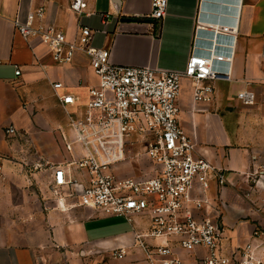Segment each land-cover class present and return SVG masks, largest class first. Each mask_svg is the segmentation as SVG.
Masks as SVG:
<instances>
[{
  "label": "crops",
  "instance_id": "crops-1",
  "mask_svg": "<svg viewBox=\"0 0 264 264\" xmlns=\"http://www.w3.org/2000/svg\"><path fill=\"white\" fill-rule=\"evenodd\" d=\"M85 1L78 18L69 10L70 0H0V264H149L132 247L133 228L124 218L97 216L52 192L56 166L72 169L85 185V172L68 166L88 154L70 122L83 114L97 78L82 53L69 64H56L39 40L28 42L14 30L16 15L24 18L39 6L46 21L69 39L79 24L93 30L91 45L110 50L115 65L163 71H184L198 21L204 27H236L230 78L213 83L214 99L208 103L193 101L192 84L184 78L177 99L179 125L197 155L226 179L219 190L226 205L220 216L226 243L257 246L264 262V239H252L255 228L264 229V0H168L157 21L149 19L150 0ZM56 83L63 88L54 90ZM244 90L255 94L253 105L237 99ZM65 94L74 104L60 103L58 96ZM10 127L16 135L6 134ZM123 168L134 169L133 164ZM211 191L216 193L215 184ZM119 247H130L122 260L111 255ZM202 255L201 250L180 252L185 264Z\"/></svg>",
  "mask_w": 264,
  "mask_h": 264
},
{
  "label": "built area",
  "instance_id": "built-area-1",
  "mask_svg": "<svg viewBox=\"0 0 264 264\" xmlns=\"http://www.w3.org/2000/svg\"><path fill=\"white\" fill-rule=\"evenodd\" d=\"M167 5L168 0H150L149 19L161 20ZM86 6L85 0L69 2V10L78 18ZM101 18L106 20L104 15ZM12 24L26 41L39 40L47 47L56 64H69L82 53L97 78V85L88 91L83 114L70 122L78 145L88 154L68 166L85 172V185L76 180L72 169L56 166L51 185L54 196L63 197L64 203L73 198L75 207L97 216L124 218L133 228L132 247L149 264H185L180 252L193 255L199 250L204 255L196 257L194 264H264L255 253L257 246L226 243L220 221L226 205L219 192L226 179L197 155L193 141L179 125L177 99L184 78L192 84L195 103L211 102L213 83L230 78L237 35L234 25L209 23L204 27L198 21L186 67L183 72H173L115 65L110 50L91 45L93 30L79 24L76 36L69 39L46 21L43 6L28 11L24 18L16 15ZM52 87L58 90L63 85ZM236 97L244 105L256 102L251 90L238 92ZM58 100L62 105L74 104L68 94ZM6 134L14 136L17 131L10 127ZM134 138L143 144L153 175L118 177L112 167L125 160ZM66 148L71 150L69 145ZM212 184L217 186L214 195ZM66 186L72 192H66ZM57 206L63 208L59 201ZM252 239H264V229L255 228ZM129 249L119 247L111 255L122 260Z\"/></svg>",
  "mask_w": 264,
  "mask_h": 264
},
{
  "label": "rangeland",
  "instance_id": "rangeland-1",
  "mask_svg": "<svg viewBox=\"0 0 264 264\" xmlns=\"http://www.w3.org/2000/svg\"><path fill=\"white\" fill-rule=\"evenodd\" d=\"M132 143L134 146L130 147L131 152L127 154L124 161L115 164L112 167V171L114 172V174L121 178L132 176L133 173L138 177L153 175V171L151 169H148V167L152 166V164L145 157L143 144L139 143V141H136L135 138ZM130 164H133L134 169L133 171L132 169H130L131 171L127 169V171H130L127 172L123 167H126Z\"/></svg>",
  "mask_w": 264,
  "mask_h": 264
},
{
  "label": "water",
  "instance_id": "water-1",
  "mask_svg": "<svg viewBox=\"0 0 264 264\" xmlns=\"http://www.w3.org/2000/svg\"><path fill=\"white\" fill-rule=\"evenodd\" d=\"M128 21H134L133 19H127Z\"/></svg>",
  "mask_w": 264,
  "mask_h": 264
}]
</instances>
